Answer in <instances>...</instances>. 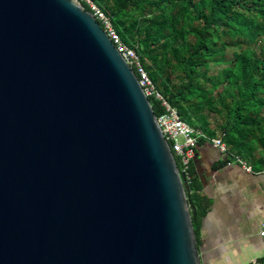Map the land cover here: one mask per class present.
<instances>
[{"label":"water","instance_id":"1","mask_svg":"<svg viewBox=\"0 0 264 264\" xmlns=\"http://www.w3.org/2000/svg\"><path fill=\"white\" fill-rule=\"evenodd\" d=\"M137 77L78 0H0V264H201Z\"/></svg>","mask_w":264,"mask_h":264},{"label":"trees","instance_id":"2","mask_svg":"<svg viewBox=\"0 0 264 264\" xmlns=\"http://www.w3.org/2000/svg\"><path fill=\"white\" fill-rule=\"evenodd\" d=\"M90 1L108 19L120 43L137 55L139 64L162 98L193 128L191 117L201 119L196 127L209 136H213L214 131L209 128L203 106L197 100L201 98L202 88L199 79L207 83L203 75L208 61L221 60L230 48L226 72L233 91L220 99H228L232 106L231 113L225 115L227 122L220 125V139L227 147L225 159H231L232 155L243 156L248 138H256L264 154V115L257 107L262 106L264 110V0ZM81 4L90 10L85 2ZM95 19L104 28L103 22ZM166 35L169 44L161 41ZM162 61L170 62L168 72L160 70L158 63ZM131 69L137 77L133 66ZM171 73L177 76L176 86L167 77ZM147 98L155 116L164 111L160 100L154 96ZM199 101L206 102L204 97ZM174 159L177 161L175 156ZM249 163L253 170L264 169L263 156L253 154ZM186 171L189 179L185 196L197 240L199 224L209 201L198 193L199 184L189 166ZM256 264H264V255Z\"/></svg>","mask_w":264,"mask_h":264},{"label":"crops","instance_id":"3","mask_svg":"<svg viewBox=\"0 0 264 264\" xmlns=\"http://www.w3.org/2000/svg\"><path fill=\"white\" fill-rule=\"evenodd\" d=\"M205 140L197 142L188 166L208 199L197 232L201 264H256L264 255V171L246 170L225 159Z\"/></svg>","mask_w":264,"mask_h":264},{"label":"built area","instance_id":"4","mask_svg":"<svg viewBox=\"0 0 264 264\" xmlns=\"http://www.w3.org/2000/svg\"><path fill=\"white\" fill-rule=\"evenodd\" d=\"M78 1L80 3L81 1L85 2L88 5L90 9L89 11L93 14V16L103 22V30L106 32L107 36L112 40L116 49L120 52L129 67H134L137 73L138 84L142 88L144 95L146 97L154 96L156 99L160 100L164 111L158 116H155L156 123L165 140L168 142L171 152L177 158L176 163L180 167V171L183 172L185 181L187 182L189 179L186 169L189 160L194 156L195 147L199 139L208 141L212 146L219 149L220 152L226 154L227 147L220 138L208 136L202 131L187 124L179 117L176 109L174 107H171L165 101V99L162 98V96L154 88V85L147 76L146 71L138 63V61L134 59V52H132L130 49H127L124 44L120 43L118 36L111 28L108 19L98 9V7L90 0ZM231 160L240 163L246 170L250 169L245 165V162H243L237 155H232ZM258 234L260 236H264V221L260 224Z\"/></svg>","mask_w":264,"mask_h":264},{"label":"rangeland","instance_id":"5","mask_svg":"<svg viewBox=\"0 0 264 264\" xmlns=\"http://www.w3.org/2000/svg\"><path fill=\"white\" fill-rule=\"evenodd\" d=\"M153 26L155 27L156 24H153ZM164 32L165 34H167L166 31ZM167 40H168L167 35L161 38L162 42H168L167 44H169V40L168 41ZM133 54H134V59L137 60L138 58L137 55L135 53ZM166 55L169 57L170 54L167 52ZM230 57H231L230 48H228L226 50V54L221 60H209L207 64V71H205V75H203V77L207 79L209 83L208 81H207L208 84L204 83L201 79H199V83L202 88L200 89V94H199L201 98H197V100L203 106L202 110H203V113L206 114L207 116L206 121L208 125L210 126L209 128L213 129L214 131L213 137H218V138H220L221 136L220 125H224L227 122L228 119H226L225 115L226 113L228 114L231 113V108H232V106L228 102V99L227 101L224 99L220 100L222 96H228L229 93L233 91L232 84L229 83L228 81L229 75L226 72V68L228 67ZM169 63L170 62H165V61H162V64L158 63V65L161 68L160 70L163 72H168L167 70L169 67ZM167 77L169 78L170 83L176 86L177 76L171 73L167 75ZM154 88L161 95L156 85H154ZM203 97L205 98L206 102L199 101ZM227 103H228V107H225ZM209 106L210 108H208ZM257 107H260L258 109L260 110L261 114L264 115V110L261 109L262 106H257ZM191 120H192V125L195 128H197L196 126H198V123L202 121L201 119H198L194 116L191 117ZM197 129L202 131L199 128ZM202 132L206 134L204 131ZM244 148L246 150L244 152L245 154L240 157H241V160L247 163L248 166L250 164L249 160L253 154L255 157L260 158L261 156H263L264 158V154L259 150L258 142L256 138H248L245 142Z\"/></svg>","mask_w":264,"mask_h":264}]
</instances>
